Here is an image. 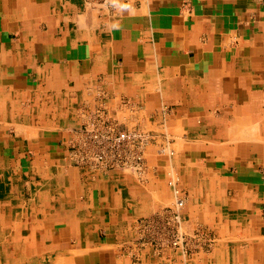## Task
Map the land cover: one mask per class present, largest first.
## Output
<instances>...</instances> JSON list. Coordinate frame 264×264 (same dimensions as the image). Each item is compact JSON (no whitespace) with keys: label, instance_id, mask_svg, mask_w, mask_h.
<instances>
[{"label":"crops","instance_id":"obj_1","mask_svg":"<svg viewBox=\"0 0 264 264\" xmlns=\"http://www.w3.org/2000/svg\"><path fill=\"white\" fill-rule=\"evenodd\" d=\"M99 89L113 97L116 114L127 113V100L132 114L163 117L181 132L166 131L174 144L182 140L186 205L197 197L193 219L223 228V243L235 245L230 255L217 251L203 261L264 264V0H0V185H7L0 207L8 213L0 227L9 229L13 246L7 257L181 264L178 255L164 261L126 248L138 232L120 214L129 184L119 174L104 181L79 171L71 189L57 195L38 188L29 198L25 190L10 194L15 178L45 179L32 168L45 152L49 158L48 148L60 147L59 138L32 135L47 130V101L73 94L93 105Z\"/></svg>","mask_w":264,"mask_h":264},{"label":"rangeland","instance_id":"obj_2","mask_svg":"<svg viewBox=\"0 0 264 264\" xmlns=\"http://www.w3.org/2000/svg\"><path fill=\"white\" fill-rule=\"evenodd\" d=\"M69 89H71V87H69ZM66 91L67 89L65 87V92ZM103 91L104 90L99 89L97 92V100L93 105L90 104L91 102H89V98L83 99V97L79 99H73V94H65L61 100L56 99L47 101L48 106H46V109L43 110V113L47 112V115L44 113L45 116H41V118L44 120L46 119L47 121V123L43 125L47 130L43 129L42 131V129H40L39 131L36 129L32 132V135L36 136L40 134L42 140L47 139L48 141H52V139L55 137L59 138L60 147L57 150L48 148V151L51 150V155L48 156L49 158L46 159L47 153L45 152V154H42V157H40L41 162H37L34 169L32 168V172L34 174L36 172V174L42 173V175H46L45 179H42L41 177V179L37 178L30 181L28 179H23V176L22 178H15L12 183L15 187L10 194H17L18 192L25 190L27 192L26 198H29L31 190L33 193L34 189L38 188L39 190L44 191V193L47 192L51 195H57L62 188L65 191H68L66 189H71L73 174L79 171L91 175H97V177L104 179V181H107L106 178L113 173L119 174L122 178H126L129 184L126 186V188L123 187L124 190H122L124 194L127 192V198H123L124 202L120 206L121 210L123 211H121L120 214L124 216L127 215L128 218L135 223L134 225H136L138 232L137 236L140 241V236L142 233L138 223H140L143 218L151 219L150 217L156 216L157 213H159L162 209H167L174 205L175 194L173 189L168 186V176L173 170L176 173H179L183 179L185 161L180 157L182 154L181 151L183 150L182 140L178 141V144L171 142V146H168V133L166 131H169L173 136H175V134L181 136V132L177 133L176 131L174 132L173 130L168 129V127L165 125L166 122L164 121L163 117L149 116L146 114H132L134 111H136V108H132V105H130L127 100L124 101V104H128L129 106L127 113L125 112L124 114H121L119 111L118 114H116L109 107L110 100L113 97L104 93ZM104 114H106V117L110 119L113 127H117V129L120 131L139 129L144 133V135L147 136L144 143L145 148L144 151H142V154H144V159L141 163L138 164V162H134L115 164L112 163V161L111 163H107L104 161L107 159H112L106 157V159L104 157L101 159L99 155H95L94 152L91 153L93 149L98 151L99 149H102V147L96 141L94 142L92 137L88 135L89 133L85 130H87L86 128L88 126L90 127L91 124H94L92 120L94 117H96L95 121H99ZM172 150L173 153L171 152ZM60 154H62V156H59ZM63 172L68 174L65 178L61 175ZM4 182L6 183L7 181ZM29 182H31L32 185L34 183L35 184L32 186L29 184ZM182 183L183 180L181 181L180 188L184 194ZM2 186L4 185L1 184L0 187ZM27 186L29 189L31 188L30 191ZM4 187H7V185ZM129 193L131 195H129ZM5 194L6 196H4V198H7L8 195L7 193ZM140 197H145L147 201L141 202ZM151 199H153V201H151ZM198 202L199 199L197 197L195 198L194 203L187 202L186 208L183 211L182 219L185 220L182 222V225L186 233H191L196 228L202 226L212 229L217 236V241L210 251L201 253H186L182 249L167 248L162 252H159L161 249L160 246L158 247V245H155V243H151L150 241L145 242L144 244L143 242H141L142 244H137L138 239L135 240L136 244L134 243V245H126V248H129V251H149L160 257H163L164 261H168L174 255H178L179 262H181V264H222V262L223 264H230L231 261L228 259L223 261L221 260L222 262L216 261L215 259H208L206 262L203 261L204 258L211 256L215 257L217 251H225L228 252L227 255H230L229 252L233 250L235 245L233 246L232 243H223L227 239L224 237L226 234H223V228L215 227L209 221H196V219H193V212H195L194 208ZM37 222V220L34 221V223ZM2 224L6 225L7 223ZM8 230L9 229L6 226L1 225L0 242L2 243H0V264L52 263L53 260L47 259L44 261L36 259L25 263L19 259L8 258L7 252H13V246L7 244L9 240V236L7 235ZM230 230V228L227 229L228 232ZM38 247L39 245H37L36 248ZM173 262L175 261H171L169 263L173 264Z\"/></svg>","mask_w":264,"mask_h":264},{"label":"built area","instance_id":"obj_3","mask_svg":"<svg viewBox=\"0 0 264 264\" xmlns=\"http://www.w3.org/2000/svg\"><path fill=\"white\" fill-rule=\"evenodd\" d=\"M107 118L106 114L99 121H95L96 117H94L92 119L94 124H91L85 130L94 142L96 141L102 147L98 151L93 149L95 155H99L101 159L104 155L106 158L112 159V163L115 164L141 163L143 160L142 151H144L147 136L139 129L120 131L117 127H113L110 119ZM167 139L170 146L173 139L168 134ZM171 152L173 153V150ZM104 162L111 163V160L107 159ZM180 184V174L172 170L168 176V186L176 194V201L173 206L162 209L156 216L150 217L151 219L143 218L138 223L142 234L137 244L150 241L161 247L159 252L167 248L182 249L186 253L208 252L212 249L217 241V236L212 229L202 226L191 233H186L183 228L182 217L186 208V198L182 193Z\"/></svg>","mask_w":264,"mask_h":264},{"label":"bare ground","instance_id":"obj_4","mask_svg":"<svg viewBox=\"0 0 264 264\" xmlns=\"http://www.w3.org/2000/svg\"><path fill=\"white\" fill-rule=\"evenodd\" d=\"M89 135V134H88ZM84 138V137H83ZM91 138V137H90ZM88 139V138H87ZM84 140V139H83ZM89 141V140H88ZM90 142V141H89ZM86 143V142H85ZM92 143V142H91ZM79 144V143H78ZM86 145V144H85ZM93 145H95V144H93ZM87 146V145H86ZM163 146V145H162ZM169 146V145H168ZM171 146V145H170ZM93 147V146H92ZM162 148V147H161ZM167 148V147H166ZM92 149V148H91ZM91 149H90V151H91ZM146 150V149H145ZM93 151H91V153H92ZM146 153V152H145ZM88 154V153H87ZM86 154V155H87ZM90 154V153H89ZM108 154V153H107ZM144 155V154H143ZM79 156V155H78ZM94 157H96V156H94ZM103 157L105 158V156L103 155ZM87 158V157H86ZM81 159V158H80ZM106 159V158H105ZM110 159V158H109ZM144 159V158H143ZM89 160V159H88ZM94 160V159H93ZM83 161V160H82ZM85 161V160H84ZM112 161V160H111ZM101 164V163H100ZM111 165V164H110ZM60 168V167H59ZM50 170V169H49ZM2 172V171H1ZM10 172V171H9ZM8 174V173H7ZM54 181V180H53ZM25 183V182H24ZM8 184V183H7ZM42 184V183H41ZM32 185V184H31ZM40 185V184H39ZM26 186V185H25ZM33 186V185H32ZM42 186H44V185H42ZM15 187V186H14ZM28 187V186H27ZM41 188V187H40ZM28 189H29V187H28ZM35 190V189H34ZM60 190H62V189H60ZM29 191H30V189H29ZM4 192V191H3ZM35 192V191H34ZM11 193V192H10ZM29 193V192H28ZM176 195V194H175ZM2 196V195H1ZM9 196V195H8ZM176 201V200H175ZM174 201V202H175ZM30 203V202H29ZM1 204H3V203H1ZM4 204H7V202H5ZM24 210V209H23ZM158 214V213H157ZM8 215V213L7 212H3L2 210H1V207H0V220H2V221H4V219H3V217H6ZM81 220V219H80ZM185 220V219H184ZM183 220V221H184ZM58 225V224H57ZM59 226V225H58ZM185 227V226H184ZM189 228V227H188ZM187 230V229H186ZM58 237V236H57ZM56 237V238H57ZM224 238V237H223ZM21 245V244H20ZM55 246V245H54ZM85 247V246H84ZM87 248V247H86ZM71 249V248H70ZM16 250V249H15ZM18 250V249H17ZM159 250V249H158ZM54 254V253H53ZM100 255V254H99ZM221 255V254H220ZM15 256V255H14ZM19 256V255H18ZM174 259H176V258H174ZM5 260V259H4ZM223 261V260H222ZM221 261V262H222ZM223 263V262H222ZM55 264V263H54ZM220 264V263H219Z\"/></svg>","mask_w":264,"mask_h":264}]
</instances>
